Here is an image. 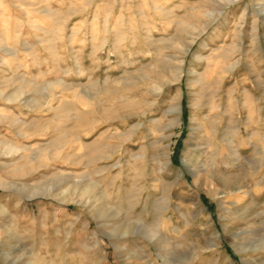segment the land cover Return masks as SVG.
Returning a JSON list of instances; mask_svg holds the SVG:
<instances>
[{"label":"rangeland","instance_id":"1","mask_svg":"<svg viewBox=\"0 0 264 264\" xmlns=\"http://www.w3.org/2000/svg\"><path fill=\"white\" fill-rule=\"evenodd\" d=\"M0 264H264V0H0Z\"/></svg>","mask_w":264,"mask_h":264},{"label":"bare ground","instance_id":"2","mask_svg":"<svg viewBox=\"0 0 264 264\" xmlns=\"http://www.w3.org/2000/svg\"><path fill=\"white\" fill-rule=\"evenodd\" d=\"M232 1H234V0H221V3L222 4H228L229 2H232ZM221 6V5H220ZM208 20H209V18H208ZM210 21V20H209ZM201 22V21H200ZM208 22V21H207ZM211 22V21H210ZM205 23V22H204ZM203 26V25H202ZM207 26V25H206ZM204 27V26H203Z\"/></svg>","mask_w":264,"mask_h":264}]
</instances>
